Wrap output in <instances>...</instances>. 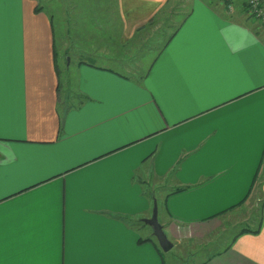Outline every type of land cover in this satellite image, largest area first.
Masks as SVG:
<instances>
[{
  "label": "crops",
  "instance_id": "1",
  "mask_svg": "<svg viewBox=\"0 0 264 264\" xmlns=\"http://www.w3.org/2000/svg\"><path fill=\"white\" fill-rule=\"evenodd\" d=\"M245 7L0 0V264H169L134 223L153 200L170 250L254 223L200 264H264V25Z\"/></svg>",
  "mask_w": 264,
  "mask_h": 264
},
{
  "label": "rangeland",
  "instance_id": "2",
  "mask_svg": "<svg viewBox=\"0 0 264 264\" xmlns=\"http://www.w3.org/2000/svg\"><path fill=\"white\" fill-rule=\"evenodd\" d=\"M59 31H60V28H57V30H56L57 34L59 33ZM61 59H62V57H61ZM146 59H147V56H146ZM95 61H98V60H95ZM63 63H65L64 59H63ZM135 220H137V219H135ZM232 222L234 223L235 221L232 220ZM135 224H136L137 228H139L140 233L142 232L141 235L145 236L149 229H147V227H145V225H139V223H135ZM228 225H230V226L228 228H226L225 233H220L217 235L216 242H213L212 244H208V245H201L200 244L199 246L196 247V249L193 250V252L191 254L186 255V254H184L183 251L180 252L177 249V247H175L172 250H169L167 252L163 251L161 249L163 251V255L165 256V260L169 264H200L202 261L207 259L214 251L221 250L225 246H227L229 244V242L231 241V239L234 238V236L237 235V233L239 231H241V229H243L245 227H249L250 225L254 226V223H252V224L251 223L250 224L238 223L235 225L234 224L231 225V222H230V224H228ZM141 226H143V227H141ZM148 236L150 238H152L154 243H156L158 245V241L154 236H152V233H150V235H148ZM174 258H177V259L174 260Z\"/></svg>",
  "mask_w": 264,
  "mask_h": 264
},
{
  "label": "water",
  "instance_id": "3",
  "mask_svg": "<svg viewBox=\"0 0 264 264\" xmlns=\"http://www.w3.org/2000/svg\"><path fill=\"white\" fill-rule=\"evenodd\" d=\"M145 224L150 226L153 231V235L158 241V245L163 251H168L173 247V243L167 237L166 233L164 232L162 224L158 220V205L156 200H153V208L151 216L148 218L142 219Z\"/></svg>",
  "mask_w": 264,
  "mask_h": 264
},
{
  "label": "built area",
  "instance_id": "4",
  "mask_svg": "<svg viewBox=\"0 0 264 264\" xmlns=\"http://www.w3.org/2000/svg\"><path fill=\"white\" fill-rule=\"evenodd\" d=\"M228 11L233 8V0H221ZM246 12L251 18H255L264 25V7L262 0H246Z\"/></svg>",
  "mask_w": 264,
  "mask_h": 264
},
{
  "label": "trees",
  "instance_id": "5",
  "mask_svg": "<svg viewBox=\"0 0 264 264\" xmlns=\"http://www.w3.org/2000/svg\"><path fill=\"white\" fill-rule=\"evenodd\" d=\"M37 10H38V7H37ZM184 188H186L185 186H180V187H176V188H174V190L173 191H175V192H177V191H180V190H183ZM242 203V202H241ZM240 203V204H241ZM129 221V219L127 220V222ZM134 223H139V225H147V224H145L140 218H138L137 220H134ZM133 223V224H134ZM244 231H247V232H257L258 230H257V228H254V229H250L249 227H245V228H243V229H241V231L237 234V235H235V237H237L239 234H241V233H243ZM234 237V238H235ZM147 238H145V239H141L140 240V242L141 241H144V240H146ZM156 244V243H155ZM156 248H157V250H158V252L160 253V254H163V251L161 250V248L159 247V245H157L156 244Z\"/></svg>",
  "mask_w": 264,
  "mask_h": 264
}]
</instances>
